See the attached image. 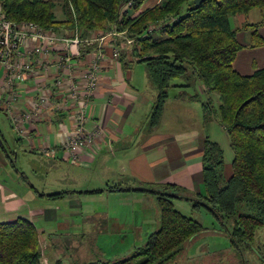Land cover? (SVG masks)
Returning a JSON list of instances; mask_svg holds the SVG:
<instances>
[{
  "label": "crops",
  "instance_id": "1",
  "mask_svg": "<svg viewBox=\"0 0 264 264\" xmlns=\"http://www.w3.org/2000/svg\"><path fill=\"white\" fill-rule=\"evenodd\" d=\"M161 1L147 0L144 7ZM230 23L242 45L233 67L241 75H252L264 68V14L253 8L231 16ZM53 34L57 39L50 59L66 53V40L81 32L74 37L64 30ZM118 37L116 46L124 47ZM109 42L93 41L82 47L70 70L72 78L66 68L60 70V88L56 67L46 71L34 62L35 74L19 82L12 106L0 110L5 119L0 123V224L23 218L35 225L38 236L48 240L64 229L70 236L93 234L96 242L103 236L116 242H147L160 221L156 194L111 191L109 187L121 184L155 190L172 185L169 192L183 197L173 198V203L188 209L192 205L189 198L203 191L205 141L220 145V131L226 132L216 113L208 120L205 117L203 102L212 94L199 81L200 92L207 99L198 92L188 93L189 85L174 84L162 120L153 128L150 116L158 93L147 68L143 76L137 74L138 67L130 73L131 56L113 58ZM39 44L31 38L23 48L34 61L38 55L33 49ZM101 53L104 58L98 61L97 85L88 96L86 76ZM70 82L82 92L80 103L72 96ZM44 86L56 94L43 105ZM81 102H87L86 129L94 136L73 160L63 149V138L72 129L73 114ZM225 169L226 163L223 173ZM231 174L224 175L225 179ZM54 194L60 196L48 197Z\"/></svg>",
  "mask_w": 264,
  "mask_h": 264
},
{
  "label": "trees",
  "instance_id": "2",
  "mask_svg": "<svg viewBox=\"0 0 264 264\" xmlns=\"http://www.w3.org/2000/svg\"><path fill=\"white\" fill-rule=\"evenodd\" d=\"M0 1L7 18L16 24L33 22L51 33L64 30L71 37L77 32L83 37L87 32L99 34L114 28L136 39L131 55L134 61L145 63L158 93L150 116L153 128L162 120L173 80L193 75L210 94L217 93V108L212 98L203 102L205 117L208 120L216 113L227 132L233 152L232 174L221 186L224 152L218 143L207 139L203 191L189 201L194 209L206 210L222 227L238 207L254 211L241 213L230 231L237 248L254 243L258 231L264 228V68L252 75H241L234 69L242 45L230 17L253 8L264 14V0H206L199 7L194 0H162L146 8V0H131L127 10L122 9L127 0H63V20L56 19L52 0ZM127 51L121 56L128 55ZM172 187H109L111 191L155 193L160 221L147 242L129 257L91 264H163L207 230L199 220L174 206L172 199L181 196L169 192ZM0 264H42L38 232L29 220L19 218L0 224Z\"/></svg>",
  "mask_w": 264,
  "mask_h": 264
},
{
  "label": "rangeland",
  "instance_id": "3",
  "mask_svg": "<svg viewBox=\"0 0 264 264\" xmlns=\"http://www.w3.org/2000/svg\"><path fill=\"white\" fill-rule=\"evenodd\" d=\"M52 1L55 2L54 13L56 19H65L62 9L63 0ZM123 7L129 9L126 2ZM185 9L186 7L183 8V11H185ZM108 31H110V29H108ZM118 33H120L118 40L121 39V42H123L125 47L123 51H131L134 44H132L133 42L128 44L130 37L127 35L126 31H118ZM125 44L127 46H125ZM136 67H138L137 74L140 76H143V74L146 73L145 63L136 61L133 62L130 73ZM172 84L189 85L187 88L188 93L189 91L192 94L198 92L202 99L208 98V96L205 97L200 92L199 87L202 86H200V83L193 75L173 80ZM170 92L171 91L169 90V93ZM211 98L214 100V106L217 108L219 105L218 94L213 93ZM3 116L4 115L0 113V123L4 124L5 119ZM2 126L3 125L0 124V127ZM220 133H223V135L220 136L219 143L224 152L226 166H228V169H225V173H223L226 177V175L232 172L233 152L230 148L226 132L224 133L221 129ZM38 176L40 178V174ZM225 177L221 180V186L225 185ZM174 204H176L183 214L199 220L207 230L193 237L187 243L186 248L181 254L163 264H264V228L258 231L254 243L249 246L241 244L240 248H237L231 242L230 231L232 230L233 220L241 213L254 214V211L238 207L235 216L232 217L224 227H222L217 224L211 215L204 209L198 211L194 209L192 205H190L188 209L185 205L178 204L176 201H174ZM77 224H80L83 229L86 227L85 223ZM86 231H89V228H87ZM61 233L60 236L51 234V236L48 237L49 240L45 237L39 236L42 264H91L98 260L126 258L137 248L146 243L140 242L131 244L128 242H116L104 236L100 237L99 242H96L97 237L93 234H87L86 236H70L71 234H67L64 229L61 230Z\"/></svg>",
  "mask_w": 264,
  "mask_h": 264
},
{
  "label": "built area",
  "instance_id": "4",
  "mask_svg": "<svg viewBox=\"0 0 264 264\" xmlns=\"http://www.w3.org/2000/svg\"><path fill=\"white\" fill-rule=\"evenodd\" d=\"M125 4V3H124ZM123 4V5H124ZM129 8L132 6V1L126 2ZM123 10H127L122 6ZM166 24V22H165ZM159 28V27H157ZM153 28L149 29V32ZM120 33L115 29L106 30L96 34L90 33L89 37L76 36L71 40H66L67 45L66 53L58 55L54 59L51 57V52L55 40V35L51 32L44 30L39 25L33 22H22L16 24L9 20L3 11L2 3L0 1V72H2L0 80V110H8L12 105V102L17 97L16 87L19 82L27 79L28 75H34L33 63H39L46 71L54 66L57 69L56 85L57 88L62 87L63 81L61 79L62 73L60 70L66 68L69 72V78L71 79L70 70L74 64L75 58H78L82 54V47H88L93 41H100L102 45H105L107 40L113 44L112 46V57L120 58L125 47L116 46V38ZM35 38L40 42L38 46L33 49V52L38 55V58L34 60L27 56V53L23 50L28 40ZM85 38V39H84ZM84 39V40H83ZM128 44H134L135 39L129 38ZM84 44V46H82ZM125 46H127L125 44ZM128 55L131 56L134 61L135 58L131 55V51H127ZM104 58V54L97 56L91 63V70L86 76L87 88L86 91L88 96L92 94L97 85L98 79V61ZM42 60V61H41ZM41 62V63H40ZM71 83V82H70ZM60 86V87H59ZM43 93L41 95V103L44 105L50 102V99L55 96L54 90H48L44 86ZM70 89H72V96L75 100L79 101L82 92L78 89V86L71 83ZM6 93V97L4 94ZM80 103V101L78 102ZM61 105L55 107L60 109ZM74 125L70 132L63 138V149L67 153L71 154L72 159L76 160L82 149L88 147L93 140V133L87 131L86 124L88 121L87 116V102H81L77 110L73 114ZM69 154V155H70Z\"/></svg>",
  "mask_w": 264,
  "mask_h": 264
},
{
  "label": "water",
  "instance_id": "5",
  "mask_svg": "<svg viewBox=\"0 0 264 264\" xmlns=\"http://www.w3.org/2000/svg\"><path fill=\"white\" fill-rule=\"evenodd\" d=\"M206 0H194V4L196 7H199Z\"/></svg>",
  "mask_w": 264,
  "mask_h": 264
}]
</instances>
